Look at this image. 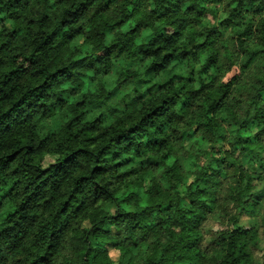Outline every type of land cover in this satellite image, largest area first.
I'll return each instance as SVG.
<instances>
[{
  "label": "clouds",
  "instance_id": "clouds-1",
  "mask_svg": "<svg viewBox=\"0 0 264 264\" xmlns=\"http://www.w3.org/2000/svg\"><path fill=\"white\" fill-rule=\"evenodd\" d=\"M68 6L0 0V264H264V0Z\"/></svg>",
  "mask_w": 264,
  "mask_h": 264
},
{
  "label": "trees",
  "instance_id": "trees-1",
  "mask_svg": "<svg viewBox=\"0 0 264 264\" xmlns=\"http://www.w3.org/2000/svg\"><path fill=\"white\" fill-rule=\"evenodd\" d=\"M68 2V8L66 9V12L69 16H71L72 23H75L76 20H78L81 15H83L86 12V5H87V0H67ZM51 39V36L49 35L48 39L41 40L39 43L36 44L35 50L40 51L41 49H45V45L48 43V40ZM0 53H2L3 57H8L7 61L0 57V65H3L5 62H7L8 67L11 69L7 73L0 72V77H4L5 75L7 76V79L3 81L5 87L3 89H0V91H3L4 93V98L5 99H11L13 102H15L18 99V95L20 92H22V89H19V86L15 83L13 78H16L17 80L20 79V76L18 75V69L15 67L14 60L9 56L7 52L3 51V47H0ZM48 55L47 50L45 49L44 51L41 52V55L38 57H35V61H40V66L37 71H42L45 68V63H43L45 57ZM29 57H26L28 59ZM27 97L25 96V99ZM24 102L23 99H19L18 103L15 105V107H18V104H22ZM15 107L13 109L5 114L3 116V119L5 121L11 119L12 112L15 111ZM84 137H81L83 139ZM3 139V138H0ZM8 143V141L5 139L4 144H0V149H3L5 145ZM21 150V146L16 145L15 150L11 151L9 154L5 156H0V172H3L4 170L8 169L9 166L16 161L17 156L19 155V152ZM74 157L69 154V159H73ZM16 173L14 172L13 175ZM38 179V178H37ZM7 180L5 177L0 176V185H6ZM19 183V182H18ZM23 183H25L26 187L24 191L28 193L26 201L20 206V213H21V219H24L28 214L31 212L32 208L35 206V200L38 196L41 195L40 193V185H36L35 190L31 191L29 193V189L32 188L33 184L35 181L31 178L28 177L26 178ZM43 184H47V181H44ZM57 187V184L54 182L53 183V188ZM16 184H13V188L10 189L3 197H0V202H2L4 199L11 197L13 190H15ZM66 206V202H65ZM53 209L56 208V204L54 203L52 205ZM63 208L59 210V213L63 212ZM56 222H60L61 220V215L57 214L55 217Z\"/></svg>",
  "mask_w": 264,
  "mask_h": 264
}]
</instances>
